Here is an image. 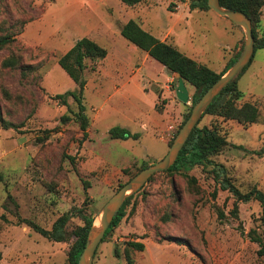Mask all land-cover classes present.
<instances>
[{
	"label": "rangeland",
	"instance_id": "obj_1",
	"mask_svg": "<svg viewBox=\"0 0 264 264\" xmlns=\"http://www.w3.org/2000/svg\"><path fill=\"white\" fill-rule=\"evenodd\" d=\"M199 0H144L129 7L120 0H0V26L18 33L17 42L0 51V112L15 127L0 125V264H69L73 232L82 221L73 215L71 241H49L24 224L30 220L51 230L64 214L87 208L99 224L107 202L136 175L169 152L189 104L177 98L178 77L121 35L129 21L217 73L244 49L245 30L229 18L199 8ZM141 26V25H140ZM264 38V18L257 29ZM83 38L105 48L106 59L91 62L85 73L84 104L90 118L86 140L75 117L78 105L55 99L75 92L77 84L59 60ZM12 53L22 55L18 69H3ZM31 66L32 73L22 74ZM244 98L256 104L257 124L206 117L200 127L218 125L228 146L213 158L243 193L264 191V49L238 82ZM7 90L11 99L3 95ZM70 116L68 123L63 116ZM115 127L138 139L113 140ZM213 166H198L188 179L158 173L134 194L127 215L102 243L94 264H127L124 244L142 242L133 251L136 264H264L259 245L248 234L264 235L257 201L238 202L223 189ZM221 213L224 217L221 216ZM115 249L121 251L117 258Z\"/></svg>",
	"mask_w": 264,
	"mask_h": 264
},
{
	"label": "trees",
	"instance_id": "obj_2",
	"mask_svg": "<svg viewBox=\"0 0 264 264\" xmlns=\"http://www.w3.org/2000/svg\"><path fill=\"white\" fill-rule=\"evenodd\" d=\"M120 1L129 7H134L142 3L144 0ZM199 2V4L191 3L190 9L199 8L204 11H212L208 5V0H199ZM220 4L225 9L242 12L252 20L255 37V53L259 49H264V38H258L257 36V29L260 26L262 18H264V0H220ZM121 35L137 48L148 53L152 59L161 63L166 69H168V71L171 72V74L179 75L181 78H183L188 89H195V93L191 99L192 106L190 108V112L185 117L184 123L189 118L193 107L202 99L207 91L238 61L243 51L242 48L241 52H239L237 56L229 61L225 70L221 73H217L205 65H199L194 59L181 53L175 45L160 41L151 33L145 31L140 26V24L134 20L129 21L122 27ZM17 36L18 33H15L13 29L2 28L0 26V51L12 47L17 42ZM108 54V51L100 46L96 41L92 40L91 38H83L79 40L76 45L59 60V65L77 84L78 89L75 92L57 95L55 99L65 107H69V98H72L76 102L78 105V112L75 113V117L80 124V129L84 140L88 138V130L90 128V118L87 115V108L84 104L87 86L85 73L88 70L92 72L97 71V66L95 64L90 66L88 61L95 63L104 60L107 58ZM22 59V55L12 53L9 57L3 60L2 68L11 70L18 69L21 66ZM249 66L235 80H233L218 97H216L214 102L204 113L197 127L192 132L187 145L180 153L175 165L167 172L161 173H181L188 179L194 180V178H191L189 175L190 172L198 166H213L214 169H219L222 172V175L216 173L217 177L221 179L219 183L223 189L229 190L237 198L238 202L248 203L250 201H257L260 204L262 208L260 222L261 227L264 229V191L258 189L257 187H253L251 190H249V192L243 193L238 187H236L232 180L228 177L226 168L220 164H216L213 160L214 157L219 155L228 146L229 143L226 136L221 133L218 125L215 123H212L209 126L200 127L203 120L208 116L220 118L223 121H235L243 126L254 125L259 122L260 110L256 104H240V101L244 98V94L242 91H240L238 82L240 78L246 73ZM21 69L23 76L26 77L28 74L32 73L31 71L33 68L31 66H27ZM3 95L9 100L11 99V95L6 89L3 91ZM71 120L72 118L70 116L65 115L62 117L63 123H68ZM0 125L1 128L5 130H10L15 127L12 123H9L3 118L1 112ZM109 135L113 140L125 141L133 138L138 139L139 137V135H134L129 130L121 127H115L111 129ZM150 166L151 165L149 164H143L139 172ZM153 178L154 177H152L149 181H151ZM133 197L134 195L126 200L121 210L115 216L112 225L108 229L102 243H104L106 239L115 231V229L120 226L127 215V210ZM73 215H77V217L82 221V224L78 226L73 232L74 242L69 252L68 261L69 264H79L87 245L89 232L95 223L94 216L88 213L87 208H79L74 210V212L72 211L71 213L64 214L54 223L51 230L44 229L30 220H24V224L49 241L56 243H66L73 239L71 238L69 231V225ZM221 216L224 217L222 213ZM248 237L253 243L259 245L258 255L263 257V233L261 234L258 230L253 229L249 232ZM145 250L146 246L142 242L131 241L124 244V257L127 261V264H136V261L131 254L133 251L144 252ZM115 255L117 258H120L121 251L119 249H115ZM2 260L3 254L0 251V263Z\"/></svg>",
	"mask_w": 264,
	"mask_h": 264
},
{
	"label": "water",
	"instance_id": "obj_3",
	"mask_svg": "<svg viewBox=\"0 0 264 264\" xmlns=\"http://www.w3.org/2000/svg\"><path fill=\"white\" fill-rule=\"evenodd\" d=\"M209 7L219 14L229 18L234 24L242 27L246 32V42L242 54L238 61L221 77L202 97V99L193 107L192 112L187 121L182 125L166 157L150 167L142 170L127 182L104 206L100 216L99 224L94 223L89 232L87 245L82 254L79 264H94L96 252L106 236V233L115 216L121 210L126 200L139 192L143 186L156 174L167 172L177 162L180 153L187 145L192 132L199 124L204 113L214 102L216 97L235 80L253 61L255 56V37L252 20L244 13L225 9L221 6L220 0H208ZM179 84L177 89V98L183 104H189V89L179 75ZM96 222V220H95Z\"/></svg>",
	"mask_w": 264,
	"mask_h": 264
},
{
	"label": "crops",
	"instance_id": "obj_4",
	"mask_svg": "<svg viewBox=\"0 0 264 264\" xmlns=\"http://www.w3.org/2000/svg\"><path fill=\"white\" fill-rule=\"evenodd\" d=\"M140 25H141V27L143 28V26H142V24L141 23H139ZM148 54V53H147ZM109 55V54H108ZM149 56V55H148ZM108 57V56H107ZM150 57V56H149Z\"/></svg>",
	"mask_w": 264,
	"mask_h": 264
}]
</instances>
